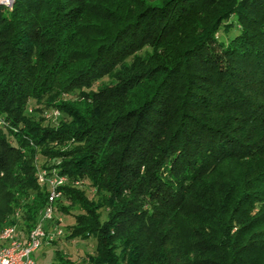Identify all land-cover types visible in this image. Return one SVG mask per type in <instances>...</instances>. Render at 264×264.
I'll use <instances>...</instances> for the list:
<instances>
[{
    "label": "trees",
    "instance_id": "16d2710c",
    "mask_svg": "<svg viewBox=\"0 0 264 264\" xmlns=\"http://www.w3.org/2000/svg\"><path fill=\"white\" fill-rule=\"evenodd\" d=\"M41 169L84 264H264V0L0 6V230Z\"/></svg>",
    "mask_w": 264,
    "mask_h": 264
},
{
    "label": "built area",
    "instance_id": "2783aa9c",
    "mask_svg": "<svg viewBox=\"0 0 264 264\" xmlns=\"http://www.w3.org/2000/svg\"><path fill=\"white\" fill-rule=\"evenodd\" d=\"M13 1L0 0V6L11 8ZM37 178L48 186L47 202L38 221L28 230L20 224H8L0 230V264H37L33 255L42 243H52L69 233L67 228L54 221V202L61 194L58 186L63 183L64 176H48L46 170L41 169Z\"/></svg>",
    "mask_w": 264,
    "mask_h": 264
},
{
    "label": "rangeland",
    "instance_id": "374dc122",
    "mask_svg": "<svg viewBox=\"0 0 264 264\" xmlns=\"http://www.w3.org/2000/svg\"><path fill=\"white\" fill-rule=\"evenodd\" d=\"M218 37H222V34L219 33ZM41 162L42 161H38L37 164L39 165ZM50 163H52V161H50ZM65 220L66 217H63L64 225H66ZM54 249H60L71 259L77 261L79 264H84L87 254L94 253L95 240L93 238H89L87 240L77 239L68 241L66 237H62L54 243H42L33 255L34 260L37 264H48L54 256Z\"/></svg>",
    "mask_w": 264,
    "mask_h": 264
}]
</instances>
